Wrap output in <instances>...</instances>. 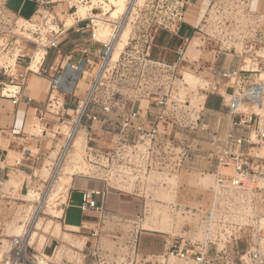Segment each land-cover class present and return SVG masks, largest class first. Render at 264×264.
<instances>
[{"label":"built area","instance_id":"built-area-1","mask_svg":"<svg viewBox=\"0 0 264 264\" xmlns=\"http://www.w3.org/2000/svg\"><path fill=\"white\" fill-rule=\"evenodd\" d=\"M33 1L37 5L34 17L23 20L9 14L8 0H0V74L14 78L12 72L25 58L27 45L34 48L29 70L46 73L43 66L48 51L54 49L61 54L58 47L61 36L71 30L88 33L85 46L74 49V53H81L80 58L75 61L71 54L67 55L64 66L52 76L50 88L52 92L71 96L82 80L90 78L86 97L78 103L76 116L71 120L74 127L67 135V143L73 132H86L83 160L96 168L86 177L102 183V188L82 190L78 206L82 214L96 221L65 226L72 236L82 238L81 247L60 246L57 242L51 256L39 258L33 254L34 237L25 232L13 239L3 264L143 261L136 248L141 235L149 232L144 226L150 215L147 201L152 198L148 192L151 176L177 174L194 159L193 148L183 138L184 133L195 134L202 110L197 111L194 106L198 98L193 101L190 100L193 95L182 96L183 88H190L184 77L188 71L229 82L231 124L243 133L238 135L233 129L224 140L210 135L206 158L215 170L212 198L205 206L193 209L195 213L190 215L195 219L189 227L176 226L178 230L164 245V253L149 261L264 264V114L254 111L264 106V80L259 71L262 64L257 69L218 73L207 62L190 61L186 56L190 40H181L179 35L191 0H144L141 4L130 0L126 10L116 16L113 14L117 7L110 0ZM62 3L67 5L62 14L69 18L70 25L58 17L56 7ZM240 12L245 18H240ZM19 20L24 24L17 34ZM212 21L214 25H209ZM262 28L261 18L251 13L244 0H210L196 34L204 48L216 44L218 49L213 50L218 54H238L234 45L241 44L239 54L258 62L260 47L264 46ZM248 31L255 36L254 40L247 39ZM161 33L179 42L170 50L171 60L155 56ZM120 43L123 48L114 60ZM90 44L99 48L92 52ZM252 75L258 82L251 81ZM20 79L25 85V78ZM207 84L211 89L219 88L212 79ZM66 144L55 169L64 158ZM4 184L0 180V198L4 197ZM115 191L145 201L141 212L126 215L109 210V195ZM172 206L177 215L178 206ZM109 239H113L114 251L110 259L102 253L104 242Z\"/></svg>","mask_w":264,"mask_h":264},{"label":"rangeland","instance_id":"rangeland-1","mask_svg":"<svg viewBox=\"0 0 264 264\" xmlns=\"http://www.w3.org/2000/svg\"><path fill=\"white\" fill-rule=\"evenodd\" d=\"M114 1L117 0H113V2ZM62 2L65 1L63 0ZM244 2H247V0H244ZM61 8H63V6ZM118 12L120 13V11ZM238 15H240L242 19L245 18L243 12H240ZM209 23V25H214L213 21ZM22 24H24V22L19 20V28L15 33H21L22 29H20V27ZM216 24H218L217 21H215V25ZM226 26L228 27L229 24ZM212 31H214V28ZM204 32H207L206 29H204ZM232 32H234V30ZM235 32L238 33L237 31ZM197 36L199 37V35ZM196 44L200 45L202 49H206L207 52L208 50L217 48L216 44L204 48L199 38L196 43H193V47L196 46ZM158 46L160 48L157 49L158 52L155 51V56L171 60L172 55L170 50L176 47L175 40H170L166 34L161 33L158 39ZM240 47L241 46H239V48ZM258 56L261 57L258 61L262 62L259 71L262 74L261 79L264 80V51L259 52ZM246 61L247 69L258 68L259 62L256 60H251L248 57ZM184 77L186 83L190 85V88H183L182 96L186 95L190 97L198 93L199 97L197 102H194V106L197 108V111L202 110L199 127L195 134L184 133L183 138L186 140V144L191 146V149L193 148L194 159L190 163L185 164L177 174H153L151 176L148 192L152 198L147 201L150 215L147 216L144 227L148 229L149 226L153 228V230L144 232L139 239L136 248L137 254H139L140 258H143V261L140 260L139 264H151V262L153 264V260L149 261V259L151 260L164 253V245L168 240L172 239L171 236L178 230L176 228H181L182 226L183 229H187L193 219H195V217L192 218L190 215L191 212L195 213L193 209L205 206L212 198V193L215 190V170L211 168V164L206 158V153L211 146L210 135L215 134L220 139L224 140L234 129L231 124L228 108L223 106L222 100L217 96L220 92L219 88L215 90L211 89L210 86V88L208 87L207 81L211 80L210 76L208 74L197 76V74L195 75V73L188 71L184 74ZM251 81L258 82L257 77L253 76ZM80 87L84 90L87 88L84 82H81ZM229 91L231 95L232 90L229 89ZM205 97H207V99L211 98V102L208 105H205ZM225 99L229 102L230 97H226ZM254 111L264 114V106L261 109L256 108ZM75 116L76 115H74V117ZM203 126H207V129L204 130ZM73 127V124L57 126L49 132V138H54L59 144L65 145L67 143V135L71 132ZM234 130L236 131V129ZM80 131L82 148L78 151H74L72 148L70 149L76 154V167L78 168L73 170L71 177L75 185L72 183L68 193H60L57 190V186L60 183V175H56L55 168H52V170L45 169L35 181H29L30 183L25 190L21 189L22 183L17 177L11 178L10 180L7 179L8 181L3 185L2 192L4 197L0 198V264H3L5 257L9 254L13 239L22 236L25 232H28L32 238L34 237L32 240L33 254L39 258H42L43 255L51 256L57 242L60 246L71 245L74 247H81L83 245L82 238L74 235L72 236V234L67 231L70 230V228H66L65 225L60 223L62 204L67 200L69 192L73 190V188L74 192L72 194L71 203L73 206H79L82 201L81 190L86 187H100L99 184L92 183V181L86 177L89 171L86 173L85 169H80L87 165L83 160L87 136L84 130ZM56 132H58V134H56ZM235 133L242 135L243 132L236 131ZM68 144L69 142L67 146ZM215 165L214 162V166ZM40 176L41 181L39 182ZM119 187L124 188L121 186ZM120 194L125 197L128 196L124 192ZM123 202L126 204L128 200L125 199ZM41 203L43 204L42 206ZM136 204V212L140 213L145 205V201L137 200ZM172 205L178 206L177 211L179 213L177 215L172 211V209L174 210V208L171 209V207H173ZM40 206L42 209L39 211L38 209ZM110 208L115 207L111 206ZM184 213L186 215H184ZM82 219L96 221L92 218L82 217L78 211H72L68 216L67 222L72 225H78ZM112 240L113 239L106 240L102 250V253L109 259V256H113L114 252ZM124 241L126 242V237H124ZM51 244L54 245L52 246L53 248H50Z\"/></svg>","mask_w":264,"mask_h":264},{"label":"crops","instance_id":"crops-1","mask_svg":"<svg viewBox=\"0 0 264 264\" xmlns=\"http://www.w3.org/2000/svg\"><path fill=\"white\" fill-rule=\"evenodd\" d=\"M209 4L210 0H191L190 7L187 9L179 35L181 40H190L186 53L187 58L190 61L202 60L207 62L210 68H214L218 73L229 70H249L246 61L248 57L239 54L243 48L241 44L234 45L238 54H218L219 52L217 53L215 50H208L207 52L206 49H202L197 44L193 47V43H196L199 38L196 29L209 10ZM245 4L247 7L249 6L252 14L261 18L264 26V0H247ZM62 6L63 8H61ZM8 9L12 17L28 20L34 17L37 5L33 0H8ZM66 10L67 5L63 3L56 7L59 19L71 23L69 18L62 14V11L65 12ZM261 31L264 35V28ZM87 34V32L77 33L75 30H71L67 35L61 36L58 39L61 54L54 49L48 51L43 66L46 73H32L29 70L30 57L34 48L32 45H27L25 58L19 61L12 72L14 78H6L0 74V180L5 183L8 181L7 179L17 177L21 180V189L25 190L29 183L35 181L45 169L52 170L56 166L64 145L59 144L54 138H49V132L57 126L72 124L71 120L75 115L78 103L86 97L90 78L81 81L87 87L85 90L80 87V82L75 95L71 96L52 92L50 88L51 78L56 74L58 68L64 66L67 55L71 54L75 61L80 58L81 53H74V49L85 46L84 38ZM246 34L247 39H255L251 31ZM90 45L92 52L99 48V45ZM239 46L241 47L239 48ZM262 51H264V46L260 47V52ZM258 62L262 64L261 61ZM21 77L25 78V85H23ZM210 79L219 84L220 92L217 96L222 100L223 106L228 108V101L225 98L230 96L229 82L223 79L217 81L213 78ZM205 98V105H208L211 98H208L209 100L207 97ZM51 99L52 101H50ZM39 179L40 182L41 176ZM92 183L99 184L100 187H86L83 190L102 188V183L95 181ZM73 192L74 188L69 192L67 201L63 203L64 205L62 204L60 223L69 227L79 226L82 223L90 224L85 219H82L78 225L67 222L72 211H78L84 218L88 217L81 213L78 206L72 205ZM122 194L111 193L107 208L112 211L119 210L126 215H136L138 213L136 212V201L140 199L128 194L125 197ZM125 199L128 200L126 204L123 202ZM111 206L115 208H110Z\"/></svg>","mask_w":264,"mask_h":264},{"label":"bare ground","instance_id":"bare-ground-1","mask_svg":"<svg viewBox=\"0 0 264 264\" xmlns=\"http://www.w3.org/2000/svg\"><path fill=\"white\" fill-rule=\"evenodd\" d=\"M111 3L115 6H117V12L113 14V16H116L117 13H119L118 11L122 12V11H125L126 10V7H127V4L129 2V0H117V1H114L113 0H110ZM134 1V0H133ZM135 1H138L140 4L144 2V0H135ZM81 12V10H80ZM120 14V13H119ZM68 25H70V23H68ZM125 36L124 35V38H123V41L125 40ZM123 48V43H120L115 51V54H114V60L117 59L118 57V54L120 52V50ZM10 92V91H9ZM13 92V91H12ZM198 93L197 94H193V96L191 97L190 100H196L198 98ZM264 101V99H263ZM78 127V122H77V125L74 129V131H76ZM73 132V131H72ZM77 132V131H76ZM72 133V137L69 141V144L67 146L66 144V151H65V155H64V160L62 159L61 162L59 163L57 169H56V175H60V183L59 185L57 186V190L60 192V193H68L69 189L71 188V185L73 183V178L71 177L72 174H73V170H75V168H78L76 167L77 166V157H75V153H73V151H71L70 149H74V151H78L79 149L82 148V140L80 138V132L78 133ZM80 153V152H79ZM74 154V155H73ZM76 163V164H75ZM75 164V165H74ZM60 166V167H59ZM59 168V169H58ZM80 169H85L86 173L89 171V173H92L96 170V168L89 164V165H86L85 167H82ZM58 170V171H57ZM56 178V177H54ZM53 178V179H54ZM57 179V178H56ZM58 180V179H57ZM54 183V182H53ZM30 197V196H29ZM55 197V196H54ZM31 198V197H30ZM34 198V197H33ZM47 199V198H46ZM32 200V198H31ZM41 200V199H40ZM57 200V199H56ZM67 201V200H66ZM43 202V201H42ZM49 202V201H48ZM44 203V202H43ZM43 204L41 203V206ZM64 205V204H63ZM39 207V211L42 209V207ZM44 208V207H43ZM25 223V222H24ZM21 229V228H20ZM149 231H152L153 228L149 227L148 226V229ZM18 234V233H17ZM9 251V250H8Z\"/></svg>","mask_w":264,"mask_h":264},{"label":"trees","instance_id":"trees-1","mask_svg":"<svg viewBox=\"0 0 264 264\" xmlns=\"http://www.w3.org/2000/svg\"><path fill=\"white\" fill-rule=\"evenodd\" d=\"M166 36H168V38H169L170 40H175L176 45L179 43L178 40H177L175 37H171V36H169V35H167V34H166ZM161 37H162V36H161ZM162 39H163V38H162ZM156 52H158V50H156Z\"/></svg>","mask_w":264,"mask_h":264}]
</instances>
